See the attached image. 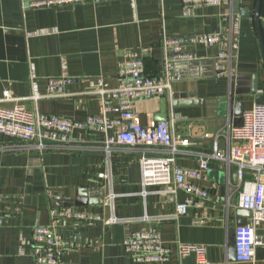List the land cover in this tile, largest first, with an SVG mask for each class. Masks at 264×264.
Returning a JSON list of instances; mask_svg holds the SVG:
<instances>
[{
	"label": "crops",
	"instance_id": "obj_1",
	"mask_svg": "<svg viewBox=\"0 0 264 264\" xmlns=\"http://www.w3.org/2000/svg\"><path fill=\"white\" fill-rule=\"evenodd\" d=\"M34 1L0 0V106L19 104L76 120L100 111L99 97L84 92L99 77L117 85L118 63L127 50L153 46V53L145 58V72L154 75L161 68L159 45L164 37L186 39L212 33L222 24L225 10L185 5L181 0H106L63 6H34ZM240 5L248 7L249 17L240 16L233 88L231 81L214 76V47L186 42V50L198 59L175 65L173 98L168 99L173 102L175 95L184 94L202 102L173 108L167 101V118H174L173 135L188 140L181 147L184 153L176 156L179 166L197 168L215 138L220 148L231 145L227 128L241 123L233 115L232 89L234 102H243V113L254 103H264V64L252 18L255 0H240ZM261 12L264 36V0ZM50 77L76 80L65 85L64 95L30 98L46 93ZM160 97L136 102L141 123L156 121ZM74 136L95 142L88 150L47 147L38 151L0 132V264H34L33 225L50 223L56 208L52 195L75 198L78 189H86L82 197L86 204L72 207L99 218L69 221L60 229L64 236L76 232L92 243L65 251L58 264H144L126 253L124 241L132 231L150 226L168 244L206 246L209 264H239L228 260L229 228L250 216L237 214L234 167L228 172L224 163L209 161L206 181L200 183L209 187L207 199L201 207L175 215V203L183 202L186 193L143 185L141 150L119 146L108 154L99 148V134L75 131ZM92 187L103 191L99 203H92L98 192ZM195 216L206 222L194 223ZM257 232L264 235L263 223ZM162 264H196V257L179 259L174 251ZM250 264H264V246L256 247Z\"/></svg>",
	"mask_w": 264,
	"mask_h": 264
},
{
	"label": "built area",
	"instance_id": "obj_2",
	"mask_svg": "<svg viewBox=\"0 0 264 264\" xmlns=\"http://www.w3.org/2000/svg\"><path fill=\"white\" fill-rule=\"evenodd\" d=\"M102 1L106 0H37L32 5L63 6ZM181 1L185 5L223 7L222 24L212 33L186 39L164 37L159 45L163 54L161 68L154 75L145 72V58L153 53V46L127 50L118 63L117 85L110 86L108 81L99 77L96 81L91 80V87L84 92L99 97L101 108L97 114L76 120L48 115L37 109L28 110L19 104L0 106V132L20 139L25 146L38 151L47 147L77 151L91 149V142L95 141L76 137L75 131L99 134V148L108 154L119 146L139 149L142 152L139 165L143 185H161L168 187L167 192L170 193L178 190L186 193L183 202L175 203V215L186 214L189 207H201L207 199L209 187L200 183L206 181L209 161L224 163L228 172L234 167L237 176L234 191L236 207L250 212L248 221L233 226L235 262L250 264L255 260L256 247L264 246V235L257 232L258 225L264 224V103H254L244 111L241 123L228 126L226 137L232 142L230 146L220 148L215 138L210 151L200 158L197 168L176 164V156L184 153L181 147L188 145V140L177 139L173 135V115L164 121L143 124L135 111L136 102L142 98L164 96L172 102L168 96L173 98L176 63L198 59L196 53L186 50L187 44L214 47V76L229 81L234 76L240 15L233 14L232 0ZM75 80L50 77L46 80V93L30 98L37 101L41 97L64 95L65 85ZM98 218L97 214L72 206L54 208L49 224L35 223L32 227L34 264H58L59 256L65 251L92 243L91 240H83L76 232L64 236L60 229L69 221ZM193 221L197 224L206 222L202 216H195ZM124 248L131 258L144 264H162L174 251L179 259L194 254L196 264H209L206 246L181 241L168 244L154 226L132 231L124 241Z\"/></svg>",
	"mask_w": 264,
	"mask_h": 264
},
{
	"label": "water",
	"instance_id": "obj_3",
	"mask_svg": "<svg viewBox=\"0 0 264 264\" xmlns=\"http://www.w3.org/2000/svg\"><path fill=\"white\" fill-rule=\"evenodd\" d=\"M263 0H255V5H254V11H253V22H254V27L255 31L258 37V43L260 46V51H261V57L262 61L264 64V36H263V27L261 25V21L263 20V17L261 15V4ZM232 12L233 14H238L242 18H248L249 17V9L248 7H244L240 5V0H232ZM234 76L231 78V84L232 88L234 86ZM175 101L172 102V107H178V106H186V105H193V104H200L202 103L201 101L197 99H187L185 98L184 94L180 95H175ZM230 103L233 107V115L237 117L238 121L242 120V115H243V102H234V90L232 89L231 94H230ZM167 110H168V102L167 98L162 96L160 97L159 100V111L156 115V121H164L167 119ZM98 190L97 192V197L94 199L95 201H92V203H99L100 198L103 196V191L96 188L92 187L93 190ZM86 193V189H78L75 192V198L74 197H68V196H63L54 194L52 195V200H53V206L54 207H70L72 205L76 206H81L85 205L86 201H84V198H82ZM237 214L241 216H250V212L247 210L239 209L237 211ZM245 221L241 220L237 222V225L244 224ZM234 227L231 226L229 228V245H228V260L230 261H235V251H234Z\"/></svg>",
	"mask_w": 264,
	"mask_h": 264
}]
</instances>
